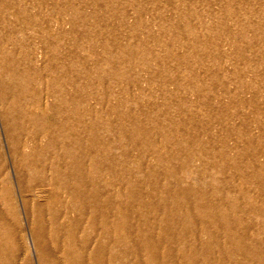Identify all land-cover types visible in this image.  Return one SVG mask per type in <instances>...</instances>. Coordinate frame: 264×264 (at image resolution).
<instances>
[{
	"label": "rangeland",
	"instance_id": "1",
	"mask_svg": "<svg viewBox=\"0 0 264 264\" xmlns=\"http://www.w3.org/2000/svg\"><path fill=\"white\" fill-rule=\"evenodd\" d=\"M0 58V186L8 174L19 212L17 223L6 216L16 262L27 249L40 264L27 211L54 190L49 170L48 183L26 177L9 122L32 144L26 112L43 106L62 109L76 128L75 153L108 208L113 264H264V8L246 0H0ZM12 92L28 97L14 104ZM77 211L70 217L81 220L80 236L89 209L82 218ZM97 212L92 246L102 229Z\"/></svg>",
	"mask_w": 264,
	"mask_h": 264
},
{
	"label": "bare ground",
	"instance_id": "2",
	"mask_svg": "<svg viewBox=\"0 0 264 264\" xmlns=\"http://www.w3.org/2000/svg\"><path fill=\"white\" fill-rule=\"evenodd\" d=\"M22 13H23V11H22ZM7 75H8V73H7ZM19 86H20V84L15 86V91L16 92L21 91V89L23 88V87L21 88V86H20V89H19ZM28 90L26 89V91H28ZM24 91H25V89L23 88V93H24ZM30 92L31 91H29L27 93H30ZM12 93L14 94V92H12ZM23 93L21 95H23ZM58 93H59V91H58ZM9 94H11V92ZM16 94H14L13 99H11V101L14 102V104L18 100L17 98L20 99V96H21V95H16ZM25 95H23V96H25ZM31 95L35 96V93L30 94V96ZM10 96H12V95H10ZM26 97H28V94H27ZM10 98H12V97H10ZM26 99H28V98H26ZM26 99H25V101H26ZM36 100L33 101V99H32L33 102H31V99H30V100H27V101H30L31 103H34V102H37ZM67 100H69V99H67ZM21 101H24V100H21ZM70 101H72V100H70ZM10 104H12V103H10ZM58 106H59V104H58ZM58 106H55V107L58 108ZM14 107H15V105H14ZM42 108H43V106H42ZM42 108L40 107L37 112L36 111L32 112V110L29 112L27 109H26V111H28L29 113H27L25 111L26 115H27V119H28L27 121L30 124V128L28 130V134L31 135L30 138H32V140L34 139L32 144H31V142L29 143V141L28 142L23 141L24 143H22V140L20 139V137L18 136V134L14 130V125H15L14 121L13 122H11V121L9 122V133H10V136L8 135L9 137H11L10 138L11 141H12L11 143L13 144V149H12L13 153L17 156V157L15 156V157L18 159L20 164L24 163V168L23 169L27 171L28 175H26V177H29V180L30 179L35 180L36 178H39V180L40 179L42 181L46 180L45 182H47V180H48L47 178L50 177V176H48V177L44 176L46 170H49L50 172H48V173L51 174V177L49 179L51 180V185H52V188H53L54 192L51 193L50 196L48 195L49 198H47V201H45V202L43 200L37 201V199H36V201H33L30 204V207H28L29 211H27L28 215L30 217V223H32L31 229H32V232H33V237H34V239H33L34 240V247H35L36 253L38 255L39 263L40 264H110V263L113 264L114 256L112 255L113 252L111 253V248H110L109 240H108L109 239L108 238L109 237V233H110V231L108 233V229L110 230V227L107 224V222L109 220V218H108L109 214H108V217H107L108 220H106V216H107L106 212H108V208L106 210L105 201H100L99 202V200L97 199V195H96L97 193L96 192H98V189H97V187L95 185L96 183L93 181L95 178L93 176H91V174H90V176H88V174L84 173L83 170H86V169H83L85 167V165H84L85 162L79 157L80 156L79 154H78L79 156H77V154L75 153V150L78 148V144H79V135L75 131L76 128L74 129V127L71 125V123L68 124V122H65V120L63 118V114L64 113L63 114L61 113V112H63V111H61L62 110L61 108H60L61 110H58V109H54V110L44 109L43 110ZM11 109L14 110L13 106H12ZM21 109H20V111H17V112H19L20 116L23 115L22 113H25ZM36 109H37V107H36ZM73 112H75V111H73ZM11 113H12V115H11L12 120H14V118L17 115H15V111L11 112ZM50 115L52 116L50 118L51 120L48 119V117H50ZM65 115H66V113H65ZM80 122H82V121L80 120ZM17 130H19V129H17ZM101 131H103V130H101ZM122 137H124V136H122ZM86 142H84L85 145H86ZM94 142H96V141H94ZM98 148H99V146H98ZM102 149H104V148H102ZM27 150H28V152H27ZM58 150H61V152H59ZM95 152H97V151L95 150ZM0 154L2 155L1 147H0ZM97 156H98V154H97ZM92 158L93 157H91V156L89 158L90 165L92 166L91 169H94V170L99 169L102 165H100V167H99V165L97 163L98 159L96 160V158L95 159L94 158L92 159ZM111 160H112V158H111ZM47 164H48V166H47ZM46 166L48 167V169H47ZM92 171H91V173H92ZM28 172H30V173H28ZM23 174L25 175V172H23ZM131 185H132V183H131ZM178 192H180V191H178ZM41 193H42V191H41ZM141 193H142V191H141ZM13 194L14 193L12 192L10 178H9L8 174H5V176H3V179H1V186H0V264H16V263H18V262H16L17 261L16 260L17 259L16 258L17 255L13 256V254H15V252H14V250L12 248L13 247L12 245L14 244V243H12V241L14 242V239L12 238L14 236V229H13V227L11 225V221L9 222L7 217H6L9 214V216H12V218L14 219V221H16V223L19 222V212L17 210V207H16L17 205L15 203V199H14L15 197L13 196ZM38 195H40V194L38 193ZM38 195H36V196L38 197ZM60 195L61 196H63V195L67 196L68 195L69 200H68V202L66 201L68 203L67 208L63 204V202L65 201V198H63L64 200L62 201ZM147 195H149V194H147ZM180 195L185 196L184 194H178L179 199L181 198ZM37 197H35V198H37ZM98 197H100V196H98ZM100 200H101V198H100ZM181 200H184V197H182ZM58 203L59 204H63L64 210H65V208L67 209L64 213L62 212L63 214L60 212V211L63 210L62 207H61V209L60 208L56 209V207H57L56 205ZM209 205L211 206L212 204H209ZM74 209H76V210L79 209V212L78 211L77 212H78V216L80 218H82L86 214L85 213L86 210L89 209V211H88L89 215H87L88 213L86 214L87 217L89 216L88 223H86L87 225L85 226V228H83L84 232L80 236H78L79 234H78L77 231L80 228L79 226H80V221L81 220H77L73 216L72 217L74 219H72L70 217V214H71L70 212L71 211L73 212ZM105 210H106V212H105ZM96 211H98V212L100 211V213H101L100 214V217H101L100 218V221H101L100 222V226L102 225L101 226L102 229L100 228L101 231H100V235L98 237L99 238L98 242L95 244V246H92V244H91L92 241H91V238H90L91 236L89 237V234H90V232H94V228L96 227V221H97V219H96ZM210 211H212V210H210ZM118 212H120V211H118ZM60 215L62 216V218H60L61 217ZM98 215H99V213H98ZM75 216H77V215H75ZM85 219L82 220V222L87 221V219L86 220ZM217 222H219V221H217ZM158 224H159V222H158ZM107 227H109V228H107ZM20 230H22V229H20ZM20 233H21L20 235L23 234L21 231H20ZM47 237L50 238L49 240H50L51 245L53 246L52 248H54L58 253L56 251L53 252V251H51L52 249L50 250V248H48L50 243L48 242L49 240L47 239ZM25 251H26V253L25 252L23 253V254H25L24 255L25 257L22 258V260L24 261V259H25V261L21 262V264H31L30 254L27 251V249ZM57 254H59V255H57ZM152 261H153V259H152Z\"/></svg>",
	"mask_w": 264,
	"mask_h": 264
},
{
	"label": "built area",
	"instance_id": "3",
	"mask_svg": "<svg viewBox=\"0 0 264 264\" xmlns=\"http://www.w3.org/2000/svg\"><path fill=\"white\" fill-rule=\"evenodd\" d=\"M245 1V0H244ZM251 2V4H255L256 7H260V9L264 8V0H246Z\"/></svg>",
	"mask_w": 264,
	"mask_h": 264
}]
</instances>
